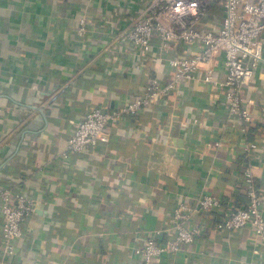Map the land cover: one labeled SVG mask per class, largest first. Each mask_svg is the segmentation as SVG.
Returning a JSON list of instances; mask_svg holds the SVG:
<instances>
[{
	"label": "crops",
	"instance_id": "1",
	"mask_svg": "<svg viewBox=\"0 0 264 264\" xmlns=\"http://www.w3.org/2000/svg\"><path fill=\"white\" fill-rule=\"evenodd\" d=\"M150 2L0 0V192L12 186L35 205L13 255L0 236V264H126L171 224L177 201L206 192L243 205L249 165L264 193V79L230 114L221 61L216 83L199 72L162 105L111 125L105 148H68L87 112L133 101L150 78L171 79L167 52L157 45L142 57L124 36ZM251 143L258 148L249 152ZM217 222L152 264H264V240L252 227Z\"/></svg>",
	"mask_w": 264,
	"mask_h": 264
},
{
	"label": "built area",
	"instance_id": "2",
	"mask_svg": "<svg viewBox=\"0 0 264 264\" xmlns=\"http://www.w3.org/2000/svg\"><path fill=\"white\" fill-rule=\"evenodd\" d=\"M124 36L142 57L153 53L157 45L167 52L171 79L162 83L157 77L150 78L143 93L133 101L87 112L69 139L68 148L74 153L90 147L105 148L111 144V125L160 105L170 91L178 89L182 82H193L199 72H203L205 82L216 83L217 61L227 71L223 88L230 114L241 109L246 90L258 78L264 79V0H151L147 11L134 19ZM177 43L195 46L196 50L176 53L173 46ZM247 113L246 118H250ZM256 148L258 145L251 143L248 151ZM245 178L249 190L243 205L225 206L220 197L206 192L199 194L195 202L177 201L171 224L148 236L135 250L138 260L126 264H152L162 256L179 252L183 245L195 242L206 222L216 215L220 228L240 230L250 226L264 240V193L257 187L250 165ZM0 201L3 252L11 256L16 240L23 235V222L34 212L35 205L28 195L12 186L0 192ZM195 213L203 216V223L192 222Z\"/></svg>",
	"mask_w": 264,
	"mask_h": 264
}]
</instances>
